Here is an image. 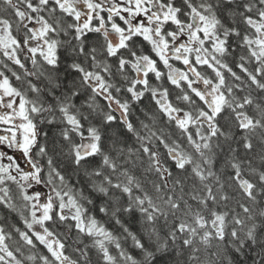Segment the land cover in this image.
I'll return each instance as SVG.
<instances>
[{
    "label": "snow or ice",
    "instance_id": "6c2138e0",
    "mask_svg": "<svg viewBox=\"0 0 264 264\" xmlns=\"http://www.w3.org/2000/svg\"><path fill=\"white\" fill-rule=\"evenodd\" d=\"M0 55L18 82L0 70V146L24 161L0 151V210L26 229L0 217V264H22L9 227L43 245L41 264H79L56 231L66 221L104 264H264V0H0ZM146 96L155 108L134 121ZM40 185L50 188L44 199Z\"/></svg>",
    "mask_w": 264,
    "mask_h": 264
},
{
    "label": "trees",
    "instance_id": "16d2710c",
    "mask_svg": "<svg viewBox=\"0 0 264 264\" xmlns=\"http://www.w3.org/2000/svg\"><path fill=\"white\" fill-rule=\"evenodd\" d=\"M146 50L149 51V53H150V49H147V46H146ZM229 59H230V62H231V58H229ZM160 68H161V70L165 71V69H163L162 64L160 65ZM201 70L202 71H206V74H211L210 70H205V69H201ZM234 70L239 72L238 68H234ZM33 79H35V78H33ZM229 79H231V78L229 77ZM150 82H152L154 85L159 83V82L155 81L154 77L151 76V74H150ZM165 86L169 87L170 89H173V86L168 84L166 81H165ZM41 87H43V85H41ZM173 91L175 92L177 90H173ZM242 94L243 93H241V95ZM253 95L256 96L257 93L254 92ZM173 99H174V95H173ZM100 103L103 104L105 102L103 100H100ZM140 108H145L147 110H151V109L155 108V105L146 96L143 105L136 106V108L134 110V115L132 117V119L134 121L145 119L144 112L140 111ZM117 115H119V114L117 113ZM39 127H41L44 131H50V130L52 132L55 131V129L51 125L42 124V125H39ZM166 131L172 132L174 134V138H176V136L178 135L174 128L166 127ZM42 139H43V137H42ZM181 143H184L185 147H189V146H187L185 141L181 140ZM255 143L257 144V151H258L259 150V145H260L259 138H256ZM129 144L130 145L132 144V140H129ZM232 146L233 147H238V155L242 159H251L252 162H253V165L259 167L260 161H259V157L258 156L253 157L252 153H247L246 154L245 150L242 147H239L235 143H233ZM218 152H219V155H218V158H217V161H216V164H215V169L217 171H219L220 168L223 166L225 158L228 156V148H227V146L225 145L223 150L222 151L218 150ZM230 173H231L230 169H225V171L222 173L223 179L227 180V178L230 175ZM151 179H156V177L152 176ZM70 182L72 184H74L77 188L83 187L85 189V194L92 196V198L96 201V207H98L100 205L99 198L96 196L95 193H92L90 191V189L83 182L82 179L78 183L77 182V178L76 177H72ZM192 183H193L192 180H188L186 187L190 189V186L192 185ZM41 186H43L45 188L46 193H50V188L48 186H45V185H41ZM11 188H12V195L16 198L17 202L18 203L22 202L20 200L19 195H18V190L16 189V186L15 185H11ZM226 190L229 191L230 194L235 196L236 199H239V196L234 191V189H226ZM222 206L223 205H221V207ZM87 207L91 210L90 214L95 215L97 217V219L101 223L105 224V227H107L110 230H113L114 234L120 235V230H119L118 226H114L112 223H106L107 217H104L103 214L99 213L96 210V207H93L92 205H87ZM229 207L230 208H236L237 212L241 211V209H239V207L236 205V201L235 200H233V201H231L229 203ZM5 215H7L10 225H14L15 227H19L21 230H26L25 226L23 224V221L21 220V218H20L18 213H10L9 214V213H6L3 210H0V217H3ZM2 223H4V221H3V219H0V224H2ZM73 223L74 222H72V221H66V222H64V224H61V225H59L56 228V231L59 234L60 238L66 244V249H65L66 254L69 255L71 258L77 260L79 262V264H85V260L81 257L80 250H86L88 252V262H89V264H104V262H103V260L101 258V254L99 253V251L95 247L92 246L91 238H89L87 236H82L81 234H79L77 232V230L74 227H70V225H72ZM136 228H138V226H134V230H136ZM6 230L11 231L12 240L8 241V243L12 246L13 251L15 252L17 258L22 261V264H41V262L39 261L38 257L40 255H49L47 253V250L43 247V245H40L39 242H35L36 243V247L32 248V247L24 244L23 241H20L18 234L14 230H12L10 227L7 228ZM17 242H18V244H17ZM120 242H121L124 250L128 254L132 255L137 260H142L143 259L140 250L136 249L133 246V244H132L130 239L125 240L121 236ZM17 246L20 247V251L19 252L15 251ZM85 246H87V247H85ZM109 250H110L111 254L118 256V251L115 249L114 245H109ZM249 255L252 258H255L254 256H252L251 253ZM29 256H36L37 259L34 260V261L33 260H29V259H27ZM249 264H251V259L249 260Z\"/></svg>",
    "mask_w": 264,
    "mask_h": 264
},
{
    "label": "flooded vegetation",
    "instance_id": "af4514ba",
    "mask_svg": "<svg viewBox=\"0 0 264 264\" xmlns=\"http://www.w3.org/2000/svg\"><path fill=\"white\" fill-rule=\"evenodd\" d=\"M0 59H4V58L2 57V55H0ZM8 63H9V66H10L11 68H13L14 70H16L17 72H20V73L22 74L23 70L19 69L17 66H15V65H13V64H11V62H8ZM171 63H173V65H174L175 67L180 68L181 70H185V66H184L180 61H175V60H173V61H171ZM26 66H27V68H29V69L32 68V65H31L30 62H26ZM162 66H163V65H162ZM0 70H5V69H3V66H2V65H0ZM5 71H6V74L10 77L12 83H13L14 85L17 84L18 82H16V81H15V78L11 76V72H7V70H5ZM165 71H167V70L165 69ZM4 127H5L4 125H0V135L5 134L4 131H3ZM0 151H4V152H6L8 155H13L15 158H18V159H19V153H16L15 150L7 149L6 147L0 146ZM19 162L21 163V165H24V161H23V159H19ZM3 163H7V160L5 159V160L3 161Z\"/></svg>",
    "mask_w": 264,
    "mask_h": 264
},
{
    "label": "rangeland",
    "instance_id": "374dc122",
    "mask_svg": "<svg viewBox=\"0 0 264 264\" xmlns=\"http://www.w3.org/2000/svg\"><path fill=\"white\" fill-rule=\"evenodd\" d=\"M38 188H39V190L42 192V199H44L43 193H46L45 188H44L43 186H41V185L38 186ZM35 190H37L36 187H34V188L32 189V191H35Z\"/></svg>",
    "mask_w": 264,
    "mask_h": 264
}]
</instances>
